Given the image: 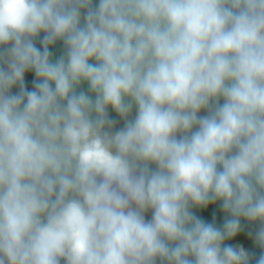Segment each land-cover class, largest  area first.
Masks as SVG:
<instances>
[{
    "label": "clouds",
    "instance_id": "obj_1",
    "mask_svg": "<svg viewBox=\"0 0 264 264\" xmlns=\"http://www.w3.org/2000/svg\"><path fill=\"white\" fill-rule=\"evenodd\" d=\"M0 264H264V0H0Z\"/></svg>",
    "mask_w": 264,
    "mask_h": 264
},
{
    "label": "rangeland",
    "instance_id": "obj_2",
    "mask_svg": "<svg viewBox=\"0 0 264 264\" xmlns=\"http://www.w3.org/2000/svg\"><path fill=\"white\" fill-rule=\"evenodd\" d=\"M58 54H59V49L58 48L54 49L53 55L56 56ZM25 76H26V74H25ZM24 79H25V77H24ZM201 114H203V113H201ZM117 126L119 127L120 124L118 123ZM197 214L200 215L201 218H203L204 220H206L208 222H212L214 214H215V220H216L217 224H219L220 220H221L220 210L215 205H209V207L207 209L199 210L197 212ZM146 218H148V217H146ZM230 243L239 244V245L243 246L245 249L250 250L252 252H254V250H255V248H253L252 244L250 243V241L247 239V237L243 233L238 235L232 241H230Z\"/></svg>",
    "mask_w": 264,
    "mask_h": 264
},
{
    "label": "trees",
    "instance_id": "obj_3",
    "mask_svg": "<svg viewBox=\"0 0 264 264\" xmlns=\"http://www.w3.org/2000/svg\"><path fill=\"white\" fill-rule=\"evenodd\" d=\"M94 4H95V0H94ZM34 77L33 74L31 72L26 73L25 76V88L26 89H31L32 87V81H33ZM14 91H16V89H13ZM254 254L255 255H259V249H255L254 250Z\"/></svg>",
    "mask_w": 264,
    "mask_h": 264
}]
</instances>
